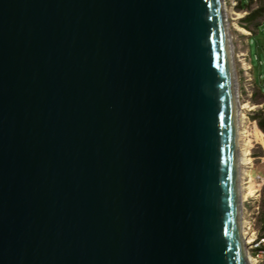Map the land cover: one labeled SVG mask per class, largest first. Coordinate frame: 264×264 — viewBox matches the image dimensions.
Segmentation results:
<instances>
[{
  "label": "water",
  "instance_id": "95a60500",
  "mask_svg": "<svg viewBox=\"0 0 264 264\" xmlns=\"http://www.w3.org/2000/svg\"><path fill=\"white\" fill-rule=\"evenodd\" d=\"M223 0H0V264H248Z\"/></svg>",
  "mask_w": 264,
  "mask_h": 264
},
{
  "label": "rangeland",
  "instance_id": "374dc122",
  "mask_svg": "<svg viewBox=\"0 0 264 264\" xmlns=\"http://www.w3.org/2000/svg\"><path fill=\"white\" fill-rule=\"evenodd\" d=\"M223 1L226 5L228 29L232 46L236 53L248 51L251 58L254 82L251 83L253 86L249 87V94L245 91L247 83L238 61H236V69L240 77L241 94L243 96L240 99V104H248V107L243 111L247 117V127L251 133H254L257 128L260 129L257 119L264 117V0H242L244 4H248V7H242L243 9L240 7V4L242 5L240 0H237L238 4L234 9L231 8L229 0ZM257 10L260 11L256 16L249 17L250 13ZM238 14L242 16L239 17ZM238 26L246 29L250 34L239 32ZM251 145L252 168L243 166L242 170L243 176L246 177L245 170L250 169L252 177L256 179L258 176H264V148L255 142L254 137L252 138ZM259 189L261 192V209L258 222L260 223L264 220V184Z\"/></svg>",
  "mask_w": 264,
  "mask_h": 264
},
{
  "label": "built area",
  "instance_id": "2783aa9c",
  "mask_svg": "<svg viewBox=\"0 0 264 264\" xmlns=\"http://www.w3.org/2000/svg\"><path fill=\"white\" fill-rule=\"evenodd\" d=\"M230 6L232 9L237 6V0H229ZM225 6L226 20L228 25V16ZM229 32V29H228ZM232 52L233 58V71L236 77L237 91H238V100L243 97L241 92L240 77L236 69V61L240 63V69L243 72V77L247 83L245 91L249 94V87H252L254 82L252 75V65L249 52L235 51L234 47ZM251 178L248 181H252V184H264V176H258L256 179L252 177V171L250 172ZM246 181V180H245ZM260 189L255 193L254 196H246L241 202V219L244 224V236H243V248L245 256L248 257V264H264V220L260 223L258 218L260 215L261 203H260Z\"/></svg>",
  "mask_w": 264,
  "mask_h": 264
},
{
  "label": "bare ground",
  "instance_id": "6f19581e",
  "mask_svg": "<svg viewBox=\"0 0 264 264\" xmlns=\"http://www.w3.org/2000/svg\"><path fill=\"white\" fill-rule=\"evenodd\" d=\"M224 12H225V6H224ZM238 15L239 17L242 16L240 14ZM237 29L239 32L243 34H250L246 29L242 27L238 26ZM228 42L230 48V60L231 63L233 64V58H232L233 48H232V42L229 32H228ZM232 77H233L234 99H235V108H236L237 190H238V212H239V223H240L239 229H240L241 240L243 243V236L245 233H244V224L240 214L241 202L243 198L246 196H254L255 193L259 191V187L261 185L252 184L251 183L252 181L250 180L248 181V179L251 178L250 169L245 170L246 177H244L242 167L244 166L246 168H252L253 165V159L251 157L252 138L254 137L255 142L264 148V134L258 128L254 131V133H251L250 130L248 129L246 124L247 117L245 116V113L243 111L248 107V104L241 105L239 103L236 77L233 69H232ZM246 260L248 262V257H246Z\"/></svg>",
  "mask_w": 264,
  "mask_h": 264
},
{
  "label": "trees",
  "instance_id": "16d2710c",
  "mask_svg": "<svg viewBox=\"0 0 264 264\" xmlns=\"http://www.w3.org/2000/svg\"><path fill=\"white\" fill-rule=\"evenodd\" d=\"M244 5L243 4L242 5L240 4L241 9H243L242 7H248L247 6L248 4H244ZM259 11L260 10H257L255 12L250 13L249 14V17L256 16L259 13ZM246 19H248V18H246ZM257 120H258V126H259V128L264 132V117L258 118Z\"/></svg>",
  "mask_w": 264,
  "mask_h": 264
},
{
  "label": "crops",
  "instance_id": "0c3cea01",
  "mask_svg": "<svg viewBox=\"0 0 264 264\" xmlns=\"http://www.w3.org/2000/svg\"><path fill=\"white\" fill-rule=\"evenodd\" d=\"M240 2H241L242 4H244V2H243L242 0H240Z\"/></svg>",
  "mask_w": 264,
  "mask_h": 264
}]
</instances>
